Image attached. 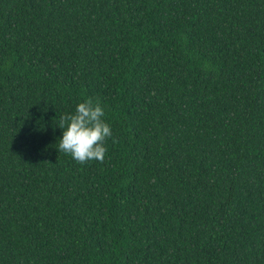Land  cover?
Instances as JSON below:
<instances>
[{"label":"trees","instance_id":"obj_1","mask_svg":"<svg viewBox=\"0 0 264 264\" xmlns=\"http://www.w3.org/2000/svg\"><path fill=\"white\" fill-rule=\"evenodd\" d=\"M0 264H264V0H0Z\"/></svg>","mask_w":264,"mask_h":264},{"label":"clouds","instance_id":"obj_2","mask_svg":"<svg viewBox=\"0 0 264 264\" xmlns=\"http://www.w3.org/2000/svg\"><path fill=\"white\" fill-rule=\"evenodd\" d=\"M104 115L100 101L92 98L79 103L74 114L62 115L58 125L63 130L58 151L70 155L79 164L93 160L103 163L107 154L105 142L113 136Z\"/></svg>","mask_w":264,"mask_h":264}]
</instances>
